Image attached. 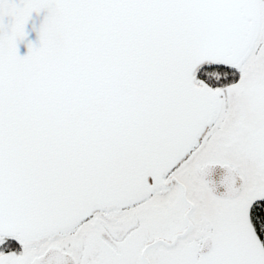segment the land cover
Wrapping results in <instances>:
<instances>
[{"label":"snow or ice","instance_id":"obj_1","mask_svg":"<svg viewBox=\"0 0 264 264\" xmlns=\"http://www.w3.org/2000/svg\"><path fill=\"white\" fill-rule=\"evenodd\" d=\"M0 264H264V0H0Z\"/></svg>","mask_w":264,"mask_h":264},{"label":"water","instance_id":"obj_2","mask_svg":"<svg viewBox=\"0 0 264 264\" xmlns=\"http://www.w3.org/2000/svg\"><path fill=\"white\" fill-rule=\"evenodd\" d=\"M32 21H30L29 25L26 26V31H28V37L27 40H30L32 42H35L36 40V33L32 31ZM20 54L23 55L26 52V46L24 44L20 45Z\"/></svg>","mask_w":264,"mask_h":264}]
</instances>
